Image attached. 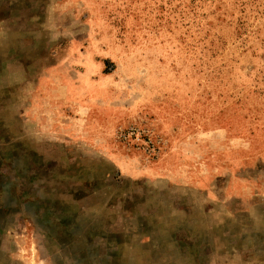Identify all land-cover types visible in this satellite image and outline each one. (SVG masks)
I'll return each mask as SVG.
<instances>
[{
	"label": "rangeland",
	"instance_id": "1",
	"mask_svg": "<svg viewBox=\"0 0 264 264\" xmlns=\"http://www.w3.org/2000/svg\"><path fill=\"white\" fill-rule=\"evenodd\" d=\"M0 264H264V0H0Z\"/></svg>",
	"mask_w": 264,
	"mask_h": 264
}]
</instances>
